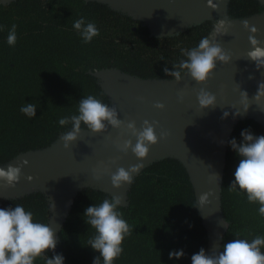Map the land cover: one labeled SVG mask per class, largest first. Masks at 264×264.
<instances>
[{
	"label": "trees",
	"instance_id": "obj_1",
	"mask_svg": "<svg viewBox=\"0 0 264 264\" xmlns=\"http://www.w3.org/2000/svg\"><path fill=\"white\" fill-rule=\"evenodd\" d=\"M81 16L99 29V35L87 44L72 26ZM13 24L17 39L9 45L7 35ZM0 26V163L55 143L70 127L60 126L58 119L76 113L83 97L94 95L112 106L99 81L102 72L174 79L170 73L188 58L186 51L198 35L192 30L186 40L174 44L171 39L153 36L144 23L129 15L87 0H15L0 5ZM26 103L37 106L35 117L20 111ZM243 129L264 135V124L248 119L236 126L232 138L238 143ZM238 162L228 143L223 182L228 195L224 210L228 228L223 243L264 235L258 204L249 203L239 190L229 189ZM106 197L110 195L87 189L72 204L56 252L63 253L65 264H92L99 255L86 247L95 230L85 224L81 214ZM16 204L32 210L34 220L49 221L50 208L44 197L6 201L0 208ZM195 205L189 176L179 161L166 159L150 166L135 179L128 206L119 209L131 231L114 264H192L191 256L206 248V231ZM180 249L184 256L169 258L170 251ZM50 253L46 250L48 256L53 255ZM34 264L44 261L37 258Z\"/></svg>",
	"mask_w": 264,
	"mask_h": 264
},
{
	"label": "clouds",
	"instance_id": "obj_2",
	"mask_svg": "<svg viewBox=\"0 0 264 264\" xmlns=\"http://www.w3.org/2000/svg\"><path fill=\"white\" fill-rule=\"evenodd\" d=\"M225 21L216 25L219 32ZM245 28L251 33L257 31L255 26H249L245 20ZM73 28L81 38L82 43H90L94 37L99 35V29L95 22L87 21L81 16L73 22ZM3 26H0L2 30ZM16 25L13 24L7 35V43H16ZM249 40L253 46L248 51V57L256 62L257 67L264 66V47L259 46L255 36L250 35ZM187 59L179 63L177 70L170 73L176 81H179L184 70L197 82H206L216 67V61H227L226 55L218 44L212 43L207 37H203L198 45L186 51ZM165 73H169L167 68ZM264 98V82L258 86L255 100L259 103ZM198 103L202 108L209 107L215 103L216 97L201 88L198 94ZM242 103L245 112L248 110L247 93H242ZM156 108L162 109L164 105L157 103ZM37 106L26 103L21 106L20 111L29 117L36 116ZM239 115V113H236ZM228 113H224L227 117ZM60 126L70 125L63 132L62 140L65 148L78 139L83 129L93 133L106 130L107 125L120 128L123 124L118 118L115 107L109 106L94 95H87L80 99L77 112L58 119ZM127 129L136 138L135 144L131 140H124L118 144L120 149L131 152L139 159L144 160L149 154V146L158 141L154 124L147 119L137 128L134 120L127 122ZM165 134L161 133V137ZM241 141L238 143L233 137L228 141L231 149L239 158V162L233 173L234 179L229 189L231 191L246 194L249 203L258 204V214L264 217V135H255L249 129L241 130ZM28 163L24 160L20 165L9 164L7 168L0 167V182L7 186H14L21 177L22 167ZM144 167L143 163L130 166L128 169L119 167L111 175L112 185L120 188L124 184H131L133 178ZM31 179V177H28ZM208 193L199 197V203L208 202ZM193 206V207H195ZM52 207V205H50ZM123 207V197L110 196L104 198L100 203L87 206L81 214L85 224L95 230L94 234L87 240L86 247H90L99 255L93 258L92 264H114L121 256L124 249L122 242L130 234V226L123 218L119 209ZM221 223L227 228L226 219ZM57 247L56 229L49 221L41 222L34 220L32 210H26L23 205L16 204L14 207L0 208V264H34L37 258L42 259L44 264H65L63 253H56ZM264 235H256L253 239L236 238L224 242L211 253L203 247L191 256L192 264H264ZM46 250H51L53 255L48 256ZM184 256L183 249L169 252V258L177 260Z\"/></svg>",
	"mask_w": 264,
	"mask_h": 264
},
{
	"label": "water",
	"instance_id": "obj_3",
	"mask_svg": "<svg viewBox=\"0 0 264 264\" xmlns=\"http://www.w3.org/2000/svg\"><path fill=\"white\" fill-rule=\"evenodd\" d=\"M114 1L151 18L159 30L165 31L173 30L183 21L212 14L221 0ZM255 27V33L247 28L222 35L218 45L229 59L217 60L206 82H197L190 77L180 85L147 87L135 85L112 72L100 73V78L114 85V96L124 111L125 121L119 131L108 139L72 142L53 156L26 159L28 163L22 167L20 180L14 186L24 187L32 173L61 168L57 176L60 181L58 203L63 209L76 170H85L117 191L111 182V175L117 168L128 169L169 146H179L188 152L197 167L202 194H209L205 211L210 219L213 218L222 137L234 112L244 107L242 93H247L248 105L256 106L264 115V98L259 103L255 100L258 86L264 82V66L258 68L248 57V51L253 47L250 35L264 47V23ZM201 88L216 97L213 105L206 108L199 105L197 97ZM157 103L164 107L156 108ZM225 112L227 117H224ZM145 119L154 124L158 141L149 146L148 156L139 160L131 149L124 152L118 144L124 140L135 144L136 138L127 129V122L134 120L140 128ZM161 133L165 135L161 137Z\"/></svg>",
	"mask_w": 264,
	"mask_h": 264
},
{
	"label": "rangeland",
	"instance_id": "obj_4",
	"mask_svg": "<svg viewBox=\"0 0 264 264\" xmlns=\"http://www.w3.org/2000/svg\"><path fill=\"white\" fill-rule=\"evenodd\" d=\"M15 0H0V5L6 6ZM87 1H99L101 3L107 4L114 10L120 11L131 18H134L138 22L145 24L146 28L150 31L153 36L160 39H171L172 43H177L179 40L184 41L190 35H192V30L197 31V36H195V44L189 47L188 50L198 45L203 37H207L212 43L218 44L222 35L227 31H236L247 29L245 28L243 22L246 20L249 26H257L264 23V0H221L216 8V10L208 15L202 16L194 20H186L181 22L173 30L161 31L157 28L156 24L151 18L142 16L141 14L132 11L130 8L124 4L117 3L114 0H87ZM225 21L223 28L217 32L216 25L220 21ZM107 72H112L117 75L122 76L125 80L139 86L147 87H167L180 85L186 82L191 76L186 71L179 81L174 79H161V78H140L134 75L126 74L118 70H111ZM99 77L100 84L102 85L104 91L107 93L112 107H115L118 113V118L125 121V115L123 108L121 107L119 101L114 96L116 89L113 84L104 81ZM239 113V115H236ZM254 120L256 122L264 124V115L256 107L248 105V110L245 112L244 107H241L234 112L230 118L226 129L224 131L221 147H220V167L217 176V189L216 196L214 200V211L215 214L213 218H209L205 211L204 204L197 205L202 219L203 226L206 231V248L205 250L209 253L215 250L223 244L224 235L228 228L221 223L222 220L226 219L224 215V210H226L228 205V195L224 189V167H225V155L227 150L228 141L232 138L236 126L245 120ZM123 125V124H122ZM121 125V127H122ZM120 127V128H121ZM120 128H114L112 125H107L106 130L100 133H93L89 130H82L79 134L78 139L74 142H88L93 140H103L114 136ZM62 136L52 145L31 150L28 152L20 153L14 158L10 159L5 163H0V167L7 168L9 164L20 165V163L28 158H38L53 156L62 151L63 148ZM173 159L181 163V165L186 170L196 201L199 203V197L202 195V190L199 184V172L197 167L191 158V156L183 148L179 146H169L164 150L150 156L142 163L144 167L140 169L139 173L133 178V182L129 184H124L117 191H114L107 183L94 177L85 170H76L72 176L70 192L65 200V207L63 209L59 208V192H60V181L57 176L61 168L55 170H41L37 173H32L27 178L26 185L22 188L15 186H7L3 182H0V206L11 200L23 199L31 195H39L47 200L48 206L50 208L49 223L56 229V239L57 247L55 252L58 251L59 245L61 243L60 232L64 222L66 221L72 204L77 199L78 195L84 190L91 189L99 192H103L110 196H120L123 197V207L128 206L129 193L135 179L141 175L146 169L155 163L162 160ZM52 205V207H50ZM227 221V220H226ZM52 255V251L50 250Z\"/></svg>",
	"mask_w": 264,
	"mask_h": 264
}]
</instances>
